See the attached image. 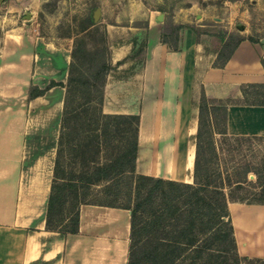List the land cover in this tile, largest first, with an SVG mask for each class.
I'll use <instances>...</instances> for the list:
<instances>
[{"label":"crops","instance_id":"crops-1","mask_svg":"<svg viewBox=\"0 0 264 264\" xmlns=\"http://www.w3.org/2000/svg\"><path fill=\"white\" fill-rule=\"evenodd\" d=\"M137 5L115 11L110 21H105L101 9L111 63L102 110L139 114L136 167L142 151L154 154L164 139L172 146L178 139L174 131L143 145L144 114L149 113L152 124L168 110L172 119L183 113V122L195 125L194 135L196 102L202 92L212 98H241L243 83H264L263 39L244 36L217 67L213 61L220 45L212 36L184 27L179 30L178 49L172 50L161 40L164 14L158 19V9ZM71 47L22 33L0 53V264H125L127 259L128 209L83 204L78 232L66 238L45 227L65 88L53 85L31 98L28 94L32 85L44 88L52 80L66 82ZM225 129L229 135L264 136V104L242 100L227 104ZM145 164L136 171L192 180L193 165L182 168L176 163L173 173L165 163L156 172L147 168V159ZM228 208L238 253L264 258V203L229 201Z\"/></svg>","mask_w":264,"mask_h":264},{"label":"trees","instance_id":"trees-1","mask_svg":"<svg viewBox=\"0 0 264 264\" xmlns=\"http://www.w3.org/2000/svg\"><path fill=\"white\" fill-rule=\"evenodd\" d=\"M93 25L89 18L84 28L87 34L73 41L65 83L52 80L44 88H29L30 98L53 85L65 88L46 229L66 238L78 232L81 205L119 207L130 212L125 264H241L260 260L238 253L228 202L240 200L236 193L253 172L260 187L250 192L252 199L264 203L263 175L242 161L234 165L233 172L219 168L217 162L215 133L237 141L259 137L227 134V104L239 100L201 93L191 182L137 172L139 115L102 110L110 52L104 37L94 36ZM184 27L199 35L192 25L166 20L162 42L177 50L179 30ZM217 37L220 46L213 65L222 67L245 37L235 31H224ZM260 61L264 67V58ZM246 87H264V83H243L242 96L248 93Z\"/></svg>","mask_w":264,"mask_h":264},{"label":"rangeland","instance_id":"rangeland-1","mask_svg":"<svg viewBox=\"0 0 264 264\" xmlns=\"http://www.w3.org/2000/svg\"><path fill=\"white\" fill-rule=\"evenodd\" d=\"M134 4L144 9H158L166 20H176L174 23L192 25L199 34L212 36L217 45H220L217 34L224 31L243 33L241 35L256 41L263 39L264 43V0H0V53L6 44L22 33L37 34L58 45L72 46L74 39L87 34L84 28L89 18L94 22L90 28L94 36H103L107 43L105 23L101 22V9L107 15L105 21H110L115 11L136 6ZM96 8L100 9L98 19L93 18ZM26 13H30V16L25 17ZM239 25H243V29H239ZM89 37L87 39L92 43L93 38ZM245 89L247 95L233 99L249 103L264 102V87ZM196 114L191 113L192 118ZM214 137L219 168L233 172L234 165L242 161L253 165L262 173L264 180V136L241 141L224 139L219 133H215ZM190 140L194 142L193 135ZM143 153L137 163V170L146 167ZM259 187L255 173L249 172L243 188L236 193L240 198L236 201L255 202L250 192ZM241 264H264V258Z\"/></svg>","mask_w":264,"mask_h":264},{"label":"bare ground","instance_id":"bare-ground-1","mask_svg":"<svg viewBox=\"0 0 264 264\" xmlns=\"http://www.w3.org/2000/svg\"><path fill=\"white\" fill-rule=\"evenodd\" d=\"M148 115L149 113L144 114L142 121L140 141L143 145H147L152 139L159 140L166 138L174 131L177 132L178 139L173 146L172 144L169 145L166 143L164 139V144L159 152H155L154 154L150 152L148 154L143 153L144 158L147 159L149 163L147 168L152 172H156L163 163L170 168L174 165L176 166V163L182 168H191L194 161V144L188 138L193 133L195 125L189 123L187 126L186 123L183 122L184 115L180 112H177V118L175 117L172 119V112L168 110L161 119L155 120V123L152 124ZM174 171L173 173H175Z\"/></svg>","mask_w":264,"mask_h":264},{"label":"water","instance_id":"water-1","mask_svg":"<svg viewBox=\"0 0 264 264\" xmlns=\"http://www.w3.org/2000/svg\"><path fill=\"white\" fill-rule=\"evenodd\" d=\"M99 13H100V9L96 8L93 12V18L98 19ZM29 16H30V13H26L25 17H29ZM158 19H162L161 13H160V16L158 17ZM239 29H243V25H239Z\"/></svg>","mask_w":264,"mask_h":264}]
</instances>
